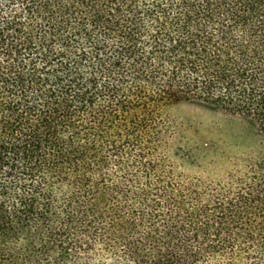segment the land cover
I'll return each mask as SVG.
<instances>
[{"label":"trees","instance_id":"16d2710c","mask_svg":"<svg viewBox=\"0 0 264 264\" xmlns=\"http://www.w3.org/2000/svg\"><path fill=\"white\" fill-rule=\"evenodd\" d=\"M0 264H264V0H0Z\"/></svg>","mask_w":264,"mask_h":264},{"label":"rangeland","instance_id":"374dc122","mask_svg":"<svg viewBox=\"0 0 264 264\" xmlns=\"http://www.w3.org/2000/svg\"><path fill=\"white\" fill-rule=\"evenodd\" d=\"M166 114L178 133L173 140V151L170 154L177 163H181L183 171L189 175L202 171L187 162L195 144L203 141L215 142L230 155L226 147L243 139L251 129L243 119L213 111L193 101L172 103L166 108ZM214 157L212 154L207 156L208 159ZM210 168L213 171L218 169L214 165Z\"/></svg>","mask_w":264,"mask_h":264}]
</instances>
